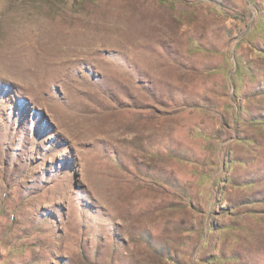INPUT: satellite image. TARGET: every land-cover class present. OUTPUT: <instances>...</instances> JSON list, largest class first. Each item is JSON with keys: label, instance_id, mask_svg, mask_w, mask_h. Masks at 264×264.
I'll return each instance as SVG.
<instances>
[{"label": "rangeland", "instance_id": "374dc122", "mask_svg": "<svg viewBox=\"0 0 264 264\" xmlns=\"http://www.w3.org/2000/svg\"><path fill=\"white\" fill-rule=\"evenodd\" d=\"M260 9L0 0V264H264Z\"/></svg>", "mask_w": 264, "mask_h": 264}, {"label": "trees", "instance_id": "16d2710c", "mask_svg": "<svg viewBox=\"0 0 264 264\" xmlns=\"http://www.w3.org/2000/svg\"><path fill=\"white\" fill-rule=\"evenodd\" d=\"M263 4V3H262ZM258 20L259 21H257V27H256V32L257 31H262L263 29H264V26H263V22H264V11H261V9L259 10V12H258ZM252 34H253V32L252 31H250L249 33H247L243 38H242V40H241V42H244L245 40L246 41H249L251 44H253V41L250 39V37L252 36ZM254 46V48H255V50L257 51V52H259L262 56H264V47H261V48H257L256 47V45L254 44L253 45ZM240 68H242L244 71L246 70V68L245 67H243L242 65H240L239 64V62H237V70L238 69H240ZM243 74V73H242ZM242 78V77H241ZM234 79V78H233ZM242 80V79H241ZM244 81V80H243ZM251 121H250V123H252V124H263L264 123V121H262V120H256V119H253V118H251L250 119ZM224 171H225V169H224ZM218 184V183H217ZM217 184H216V189H217Z\"/></svg>", "mask_w": 264, "mask_h": 264}]
</instances>
